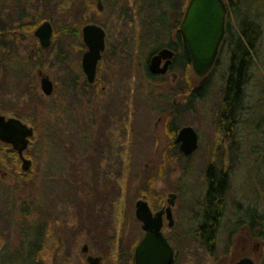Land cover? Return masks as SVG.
Segmentation results:
<instances>
[{"label":"rangeland","instance_id":"1","mask_svg":"<svg viewBox=\"0 0 264 264\" xmlns=\"http://www.w3.org/2000/svg\"><path fill=\"white\" fill-rule=\"evenodd\" d=\"M159 1L102 0L101 10L93 0L0 1V25L8 29L32 38L44 20L53 26L51 45L37 59L26 57L25 41L12 36L6 39L5 67L0 64V113L19 117L35 131L24 152L31 160L27 171L17 153L0 142L5 264H27L32 243L41 264H88L89 254L102 264H134L143 235L136 201L144 199L156 212L170 193L176 195L174 222L168 226L165 219L162 232L174 250L173 264H225L243 253L262 264L264 0H232L261 28L242 111L232 126L222 116L228 42L202 81L179 58L165 74L147 75L148 54L174 41L188 0H161L168 13L164 29L153 15L160 13ZM88 23L106 33L92 84L81 67L86 51L81 29ZM230 23L237 35L234 15ZM22 24L26 30L18 29ZM155 24L156 35L150 33ZM39 72L53 82L49 96L42 93ZM201 82L206 90L195 95ZM187 125L198 135L190 156L175 142ZM210 163L228 174L211 251L197 231ZM251 215L257 217L252 227Z\"/></svg>","mask_w":264,"mask_h":264},{"label":"water","instance_id":"2","mask_svg":"<svg viewBox=\"0 0 264 264\" xmlns=\"http://www.w3.org/2000/svg\"><path fill=\"white\" fill-rule=\"evenodd\" d=\"M97 8H103L102 0H95ZM226 5L223 0H190L185 16L180 24V32L186 42V50L190 57L193 73L204 77L214 65L220 42L224 35ZM82 39L86 46L81 60L82 70L87 81L95 80L96 68L101 54L105 49V30L98 24L88 23L82 29ZM35 36L42 47L51 44L52 26L44 21L35 30ZM174 50L163 47L150 56L148 69L152 74H165L172 64ZM162 61H164L162 63ZM42 93L49 96L53 92V83L47 76L40 79ZM33 128L15 117H5L0 114V141L9 144L22 161L21 168L27 171L31 161L24 157ZM175 142L179 143L181 152L189 156L198 147V135L192 126H183L179 129ZM176 195L170 193L167 206L153 213L144 199L135 203V217L141 222L144 235L134 250L135 264H172L174 251L162 232L163 215L165 214L168 226L173 225L172 207ZM87 252V246L82 247ZM88 264H100L98 257L88 256ZM231 264H255L250 257H243Z\"/></svg>","mask_w":264,"mask_h":264},{"label":"trees","instance_id":"3","mask_svg":"<svg viewBox=\"0 0 264 264\" xmlns=\"http://www.w3.org/2000/svg\"><path fill=\"white\" fill-rule=\"evenodd\" d=\"M159 2L160 4L158 6V10H160V13L157 14L154 11L153 15L155 16V23L159 22V25L164 29L166 27V15H168V13L163 9V3L161 0ZM173 4V1H167L168 6L171 7ZM230 11L238 21L239 33L236 35L233 31L229 30L226 37V41L229 44L230 55L223 86L222 116L225 121L232 126L234 122H237V118L242 111L245 88L249 80L254 57L257 55L261 29L257 23L248 19L245 14L242 15L241 12H238L235 3L233 4L230 2ZM159 27H157L156 24L153 25L150 33L156 35L159 32ZM163 47H168L176 52L171 66L172 68L177 65L176 61L178 58L180 59L181 64H190V57L185 48L183 37L178 30L176 32V40L166 43ZM157 50L158 49H154L148 54L147 64L150 56ZM177 52L179 53L177 54ZM181 64H178L177 67ZM147 75L152 77L148 67ZM205 85L206 83H203L202 87L200 86L199 88H196L194 93L199 95L201 93L200 89L205 88ZM2 144L4 146L7 145L5 143ZM206 182L207 189L202 205L201 222L199 223L197 231L207 250L211 251L214 247L215 234L223 216L225 205L224 197L227 192L228 174L222 169L219 170L215 167V165H213V163H210L206 169ZM250 217L249 224L252 227L254 226L257 217L255 215H251ZM260 237L264 240V232L260 234ZM36 248L37 247L34 243H32L26 257L27 264H41V261H36L34 259V251ZM0 264H5V255L0 254ZM262 264H264V260Z\"/></svg>","mask_w":264,"mask_h":264},{"label":"flooded vegetation","instance_id":"4","mask_svg":"<svg viewBox=\"0 0 264 264\" xmlns=\"http://www.w3.org/2000/svg\"><path fill=\"white\" fill-rule=\"evenodd\" d=\"M1 2L2 1H4V0H0ZM189 1L190 0H188L187 1V3H186V6H185V8H184V11H183V14H182V17H181V20H180V24H181V22H182V20H183V18H184V16H185V12H186V9H187V6H188V4H189ZM223 2L225 3V5H226V9H227V11H226V14H225V24H224V35H223V38H222V40H221V42H220V45H219V49H218V54H219V52H220V49L224 46V44L227 42L226 41V37H227V35H228V31L229 30H231V31H233L232 30V28H233V25H231V23H230V16L231 15H233V14H231V11H230V2H232V0H223ZM233 3V2H232ZM234 4V3H233ZM168 12H169V10H168ZM45 21V20H44ZM50 22V21H49ZM41 24V23H40ZM39 24V25H40ZM50 24H51V22H50ZM180 24H179V29H178V31H179V33L181 34V36L183 37V40H184V43H185V48H186V42H185V39H184V36L182 35V33L180 32ZM38 25V26H39ZM24 24H22L21 26H19L18 27V29L19 30H26V29H24ZM37 26V27H38ZM51 26H52V24H51ZM8 26L7 25H0V64L2 65V67H5V61H6V59H7V54H9V52H10V46H9V44H8V42H7V40H8V38H11L12 36H13V38L16 36V37H18L22 42H24V44H23V49H24V54H25V56L27 57H29V58H32V59H37V57H39V55H40V51H42V49H46V48H44V47H42L41 46V44H40V41H39V39L35 36V30L37 29V27L35 28V30L33 31V36H32V38H30L31 36H29V38L27 37V35L25 34V33H23V32H20V31H18V30H16V29H13V30H11V29H8L7 28ZM261 29V28H260ZM52 36H53V26H52ZM52 36H51V42H52ZM7 39V40H6ZM176 40V36H175V39H174V41ZM29 41V42H28ZM51 45V44H50ZM49 47V46H48ZM47 47V48H48ZM27 54H29V55H27ZM218 54H217V58H216V62L215 63H217V59H218ZM175 55H176V52H175ZM175 55H174V58H175ZM174 58H173V60H174ZM39 76H40V79H41V77L42 76H47L49 79H50V77L48 76V75H46V74H42L41 72H39ZM86 77V76H85ZM198 78H200L199 80L200 81H202L203 80V78L204 77H198ZM40 79H39V81H40ZM51 80V79H50ZM95 80H96V78H95ZM95 80H94V82H95ZM52 81V80H51ZM94 82H92V83H94ZM89 84H90V82H88ZM91 83V84H92ZM204 83V82H203ZM202 82H201V84L197 87V88H199L200 86L202 87V84H203ZM196 89V88H195ZM206 90V88H201L200 89V92H203V91H205ZM195 91V90H194ZM195 94V93H194ZM195 95H197V94H195ZM200 95V94H199ZM163 219H166L165 218V215L163 216ZM242 250H245V247H243L242 248ZM87 252H88V249H87ZM90 255V254H89ZM246 256H248V257H251V256H249V255H247V254H241L240 256H238L237 258H232L229 262H227V263H225V264H231V263H234V262H236V261H238V260H240L241 258H243V257H246ZM252 258V257H251ZM100 260V262L99 263H101V259H99ZM102 264V263H101Z\"/></svg>","mask_w":264,"mask_h":264}]
</instances>
